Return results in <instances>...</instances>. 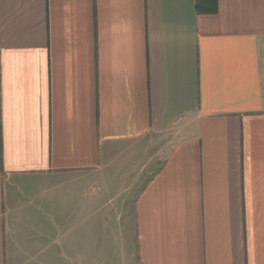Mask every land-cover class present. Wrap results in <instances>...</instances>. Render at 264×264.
Here are the masks:
<instances>
[{
	"label": "crops",
	"instance_id": "1",
	"mask_svg": "<svg viewBox=\"0 0 264 264\" xmlns=\"http://www.w3.org/2000/svg\"><path fill=\"white\" fill-rule=\"evenodd\" d=\"M209 2L0 0V264H264V0Z\"/></svg>",
	"mask_w": 264,
	"mask_h": 264
},
{
	"label": "rangeland",
	"instance_id": "2",
	"mask_svg": "<svg viewBox=\"0 0 264 264\" xmlns=\"http://www.w3.org/2000/svg\"><path fill=\"white\" fill-rule=\"evenodd\" d=\"M102 236L106 237V243H101L99 251H86V256L81 259H78L76 250L70 251V264H134L130 250L127 251L128 255H126V251L123 248L116 250L113 255H110L107 242L108 235Z\"/></svg>",
	"mask_w": 264,
	"mask_h": 264
},
{
	"label": "trees",
	"instance_id": "3",
	"mask_svg": "<svg viewBox=\"0 0 264 264\" xmlns=\"http://www.w3.org/2000/svg\"><path fill=\"white\" fill-rule=\"evenodd\" d=\"M215 3V0H210V2H209V4H214ZM213 12L215 11V8H214V6L212 7V9H211Z\"/></svg>",
	"mask_w": 264,
	"mask_h": 264
}]
</instances>
